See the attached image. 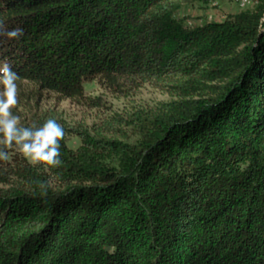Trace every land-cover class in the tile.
<instances>
[{
  "label": "trees",
  "instance_id": "1",
  "mask_svg": "<svg viewBox=\"0 0 264 264\" xmlns=\"http://www.w3.org/2000/svg\"><path fill=\"white\" fill-rule=\"evenodd\" d=\"M210 1L0 0L5 27L24 29L0 36L16 82L174 97L92 131L29 109L21 126L62 125V164L0 161V264H264V0L219 22L175 17Z\"/></svg>",
  "mask_w": 264,
  "mask_h": 264
},
{
  "label": "rangeland",
  "instance_id": "2",
  "mask_svg": "<svg viewBox=\"0 0 264 264\" xmlns=\"http://www.w3.org/2000/svg\"><path fill=\"white\" fill-rule=\"evenodd\" d=\"M240 6L236 0H211L206 4H185L177 11L175 17L192 27L207 22H219L228 14L250 9L252 3L249 1L244 6ZM16 83L19 92L18 104L12 109L14 115L21 119L29 109H54L67 123L81 126L88 131L100 128V125L111 117L123 115L136 108L154 107L158 103L174 98L164 89L147 84L123 93H111L94 82H88L84 84L82 98L70 99L39 90L23 80ZM120 135L118 131L116 136ZM69 145L75 147L78 145V140L70 139Z\"/></svg>",
  "mask_w": 264,
  "mask_h": 264
},
{
  "label": "clouds",
  "instance_id": "3",
  "mask_svg": "<svg viewBox=\"0 0 264 264\" xmlns=\"http://www.w3.org/2000/svg\"><path fill=\"white\" fill-rule=\"evenodd\" d=\"M24 34L22 27L7 29L0 20V36L18 40ZM17 74L8 63L0 66V161L9 159L8 150L18 151L32 166L57 168L60 159V142L65 132L55 119L42 125L21 126L20 118L12 109L18 104Z\"/></svg>",
  "mask_w": 264,
  "mask_h": 264
},
{
  "label": "bare ground",
  "instance_id": "4",
  "mask_svg": "<svg viewBox=\"0 0 264 264\" xmlns=\"http://www.w3.org/2000/svg\"><path fill=\"white\" fill-rule=\"evenodd\" d=\"M241 6H244L245 5V3H248L249 2V0H236ZM240 6V7H241Z\"/></svg>",
  "mask_w": 264,
  "mask_h": 264
}]
</instances>
